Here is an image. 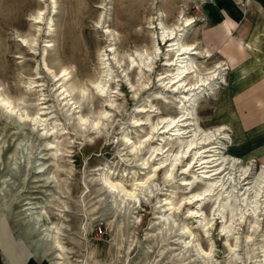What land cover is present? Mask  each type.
Listing matches in <instances>:
<instances>
[{"label":"rangeland","instance_id":"obj_1","mask_svg":"<svg viewBox=\"0 0 264 264\" xmlns=\"http://www.w3.org/2000/svg\"><path fill=\"white\" fill-rule=\"evenodd\" d=\"M105 1L107 9L103 10L99 7L102 0H56V12L51 13L50 0H0V95L18 105L12 113L0 105V217L5 218L4 202L11 200L13 205L11 215L6 213L12 239L6 249L0 248V264H5L4 257L15 264H37L30 260L24 245L37 234L36 226L31 223L35 224V220L25 212L34 214L41 206L47 213L40 224L63 223L59 235L68 249L70 264H78L82 257L95 264L92 247L105 262L110 249L120 241L123 227H130L125 241L126 245L133 242L135 250L129 258L123 254L110 264L149 261L179 264L174 258V250L179 247L176 233H168L162 242L151 234L159 225V199L169 195L176 203L192 194L191 188L180 185V179L190 177V171L184 172L178 165L173 182H165L164 166H161L150 189L140 192L137 204L131 203L130 215L118 209L100 178L102 172L111 170V179L129 189L145 174L153 175L152 163L160 161L162 156L149 159V146L163 141L157 132L146 136L149 126L167 113L175 115L180 111L177 94L164 87L165 71L170 68L165 65L166 59L172 56V51L167 55L164 43L157 58L154 53L151 55L148 61L151 67L128 65L132 59L139 60L137 51L150 52L154 38L161 33L157 28L152 35L150 23L158 26V18H162L164 25L178 30L177 24L185 19L181 15L192 17L193 26L184 40L188 43L196 40L202 50H207L203 35L222 26L220 9H227L236 20H242L234 26L228 41L232 35H239L244 39L251 37L254 45L256 34L264 37V0H251V4L247 0H214L206 7L197 0ZM41 9L44 18L53 19L52 32H48L44 21L32 20ZM106 28L113 32L116 52L107 51L108 65L102 68L98 54L110 42L103 33ZM259 29L262 31L257 33ZM46 43L52 46L46 47ZM248 49L250 58L226 70V80L218 79L219 87L206 91L191 109L194 126L185 135L186 140H202L194 131L197 127L208 131L225 125L227 136L221 150L226 158L224 172L207 179L199 176L195 186L218 181V188L202 203L185 202L174 212L176 222H186L190 229L185 235L187 264H201L206 252H211L216 264L234 260L236 264H255L259 258L255 255H263L260 250L264 245L263 204L258 202L254 217L246 201L255 199L259 187L255 178L264 164V46ZM235 54L230 59L214 48L210 56L197 58L199 71L203 74L216 61L236 63L243 55L237 50ZM62 67H68L71 72L66 79L55 77ZM103 79L106 81L100 91L95 83ZM193 79V75L188 77V81ZM62 85L70 95L68 105L61 94ZM79 94L84 95L81 100ZM27 112L28 117H19ZM80 116L99 118L102 123L96 128L90 124L79 128ZM33 117L47 120L36 123ZM136 119L140 121L134 122ZM124 133L131 143L122 138ZM141 139L144 143L135 150V143ZM172 141L177 140L172 138ZM28 159L30 163L26 164ZM16 165L20 167L15 168ZM248 180L250 183L246 184ZM226 198L237 200L239 210L233 219L227 216V211L224 217L219 214V203L211 208L215 200ZM188 208L201 211L197 217L188 216ZM200 216L204 220L202 227ZM26 223L33 230L23 244L14 234H20ZM224 224L229 227L222 232ZM196 244L203 249L201 254L195 251ZM39 263L48 264V261Z\"/></svg>","mask_w":264,"mask_h":264},{"label":"bare ground","instance_id":"obj_2","mask_svg":"<svg viewBox=\"0 0 264 264\" xmlns=\"http://www.w3.org/2000/svg\"><path fill=\"white\" fill-rule=\"evenodd\" d=\"M210 1L214 0H197L196 2L202 4V7H206L210 3ZM247 2L248 4H251V0H247ZM50 4H52L51 13L56 12V0H50ZM99 7L103 10L107 9L106 1L102 0ZM220 13L221 17L219 23H221L222 26H220L219 29H216L215 32L204 33L203 35L207 50H202L198 46L199 42L196 40L192 43L185 42L184 40V37L188 33V30H190L191 26H193L194 19L192 17H186L184 15H181V19H185L183 22L181 20L182 23L180 22L179 24H177L178 30H176L175 26L164 25L162 18H158V26L154 25V23H150L152 35H155L157 28L161 29V33L159 37L156 36V38H154V42L151 45L150 52H147L148 50L137 51L136 54L139 57V60L132 59L128 67L133 66L134 64H138L139 66H149L150 64L152 65V63L148 64V61L151 60V55L154 53V55H156L155 57L157 58L160 51V46L164 43V46H167V55H169L171 53L170 51H172V56H169L166 59L165 63V65L170 68L165 71L164 79L166 81L164 83V87L177 94L176 98L178 99V107L180 111L175 115L167 113L166 116L158 118V121L156 123H152L149 126V131L146 136H151V134H155L154 132H157L156 134L160 136V140L163 141V144L149 146V159L154 158L155 160L158 156H162L160 161L152 163L151 171L154 172L153 175H151L150 173L145 174V176L140 178L139 182L134 184V188L129 189L126 188L124 184H122L120 181H115L111 179V170L105 173L102 172L100 175V178L103 182V186L107 189L108 192L113 195L115 199V204L118 209H121L123 210V212H126V215H130L133 209L131 208V203L137 204L139 202L138 195L140 194V192L146 190L148 191L150 189L153 183L152 181L155 172L161 166H164L162 174L165 182H173L174 170L178 165H181L180 168L184 172L190 171V177H182L180 179V185H184V189L191 188L193 191L192 194L186 197L179 198L176 203L173 202L169 195L165 196L162 199H159L158 203L160 204L159 207L161 208L157 212V220H159V225L156 230H153L154 233L151 234L156 238L155 240L162 242L166 239L168 233H176V244L179 247L176 248L177 250H174V258L179 261V264H187L185 258V249L187 247L188 242L186 240L185 235L190 233V229L188 228V224L186 222H176L174 218V212L177 209L181 208V206L185 202L194 204H197L198 202L202 203L201 201L206 196H210L211 193H214V191L218 188V181H211L204 186L195 187L196 184L198 186V177L201 176L202 178L207 179V177L209 176L212 177V175L224 172V162L226 160V158L222 155L221 151L224 149L225 138L227 136L225 125L211 127L208 131L197 127L194 131L195 133H199V135L202 136V140L200 141L195 138L188 140L185 139V137L187 136L186 134L188 132L193 131V111L191 109H194L196 107L198 100L206 91L214 90L215 87H219L218 79H221L222 81L226 80L224 76L226 70L230 69L231 67L232 69H234L237 65L242 62H245L248 58H250L251 54L248 48L254 46L256 48L258 47L259 49H263L264 46V37H261V35L258 34H256L254 37V45L251 42V37H249L248 39H244L242 38V36L239 35H232V39L228 41L227 37L229 36L230 32L232 31L234 26H236L238 22H242V20H236L233 16H231L230 12H228L227 9H220ZM43 14L44 9L39 10L36 15L32 16V20H34L36 23H41L44 21L48 24V32H52L53 19L52 17L44 18ZM102 14L103 13H101V15ZM159 14H163V12L160 11ZM242 17L243 16H241V19ZM261 31L262 30L259 29L257 33H260ZM103 33L104 35H106L108 41H110L109 44H107V46L105 47V49L98 54L99 63L102 68H105L108 65L107 61L109 60V53H107V51H110L112 54H114L116 51L114 49V44L112 43L114 41L112 30L110 28H106L103 29ZM22 39L24 40V38ZM48 46H52V44L46 43V47ZM214 48H218L220 52L225 54L226 57L230 59L236 56V50L240 51L243 57H241L236 63L232 61H227V63L216 61L211 67H207L204 70V73L201 74V72L199 71L197 58H204L206 56H210ZM70 73L71 72L69 71L68 67H62L60 71L55 75V77L59 79H66L70 75ZM190 75H193L194 79L188 81V77ZM263 76L264 73L262 77ZM105 81L106 80L104 79L97 81L95 83L96 88L102 91L104 88ZM61 87H64L61 94L64 96L63 99L65 105H68L71 102L69 99L70 95L68 93V89H65V85H62ZM81 89L83 90V87ZM83 96V94H79L78 99L81 100ZM227 96H229V94H227ZM77 102L79 103V101H76L74 103ZM0 105L5 109H9L10 113L14 112L16 107H18V105H14V103L10 100L9 97L1 95ZM101 114L106 115L105 112ZM25 115L28 117V112L19 114V117L22 118ZM46 120L47 118H40L38 120L36 118L33 119V121L36 123L45 122ZM143 120L148 119H142V121ZM77 121L79 128L87 127L89 124L92 128H96L102 123L101 119L99 118L89 119L84 116L78 117ZM137 121L140 120L136 119L134 122ZM53 128H55V126ZM159 129H162L163 132L159 133ZM146 136H144V138ZM122 138L125 141H130V138L125 133L123 134ZM172 138L176 139L177 141L173 142ZM143 143L144 141L142 139L135 143V150H139L140 147L138 146L142 145ZM29 159L25 162L26 164L30 163ZM142 160H144V158H142ZM18 167L20 166L16 165L15 168ZM246 175L247 174L245 173L244 177H246ZM255 179V183L259 185L258 191L254 195L255 199L252 200V198H249V200L246 201V205L252 211V216L255 217L256 210L258 208V202H261L263 204L262 215L264 216V164ZM249 183L250 180L246 182V184ZM247 190L249 191L250 188L247 187ZM217 200L212 203L211 208H214L216 204L219 203L217 204V210L220 212L219 214H221L222 217H224V211H227L226 214L230 219H233L235 215L238 214L237 212L239 210V206L237 204L236 198L232 201H230V199L228 198L219 202ZM228 200L230 201V203ZM3 205L6 209L4 210L5 218L0 217V248L6 249L12 239L7 229V214L11 215V213L13 212V205L11 200L4 202ZM43 208L45 207L41 206L40 211L34 213L36 215L28 214L27 212H25L30 218H33L35 220V224L31 222L33 224L32 226H36L37 228V234L34 235V239H29L31 241L26 242V244H24L23 242L25 240H28L27 237L31 236V231L33 229L31 228L30 223H26V225L23 226V229L20 234H14V237L16 240L22 242L28 249L30 254V260L32 261L43 260L48 261V264H70L67 256L68 249L66 245L62 242L59 235V233L61 232L60 226L63 223H61V221H56L50 223L48 222V224H40L44 220V218H46L45 215L47 213V211ZM198 208H188V216L194 215V217H197L201 211V209ZM125 218L129 220V217ZM4 219L6 220L5 222ZM198 221L201 224V227L204 226V220H202L201 216L199 217ZM16 227L17 225L12 228L13 231L16 229ZM228 227V224L222 225L221 231H226ZM130 230V227L122 228V232L120 234V241H118V244L114 248L110 249V255L105 262H103V260L99 258V251L96 248L92 247L91 254L95 257L93 262L95 264H110L115 257H119L123 254H125L126 257L129 258L135 250L133 242L126 245L127 242L125 241V238L130 233ZM148 236L150 235L147 234V237ZM262 236L264 242V234ZM249 238L250 235H247V239ZM193 247L195 248V251L198 254H201L203 252V249L198 244L194 245ZM260 250H262L261 253H263V255H255L256 258L259 257L254 261L255 264H264V245L260 247ZM203 258L204 259L202 260L203 262L201 264H216L211 258V252L204 253ZM4 263L15 264L14 261L9 260L5 257ZM78 264L90 263H88L86 257H82ZM146 264H151V262L149 261ZM229 264H236V261H231L229 262Z\"/></svg>","mask_w":264,"mask_h":264},{"label":"crops","instance_id":"obj_3","mask_svg":"<svg viewBox=\"0 0 264 264\" xmlns=\"http://www.w3.org/2000/svg\"><path fill=\"white\" fill-rule=\"evenodd\" d=\"M35 262H36L37 264H40L39 261H36V260H35ZM26 264H28V263H26Z\"/></svg>","mask_w":264,"mask_h":264},{"label":"snow or ice","instance_id":"obj_4","mask_svg":"<svg viewBox=\"0 0 264 264\" xmlns=\"http://www.w3.org/2000/svg\"><path fill=\"white\" fill-rule=\"evenodd\" d=\"M129 143H131V141H129ZM198 199H202V198H198Z\"/></svg>","mask_w":264,"mask_h":264}]
</instances>
